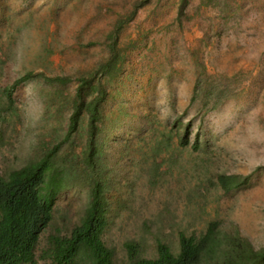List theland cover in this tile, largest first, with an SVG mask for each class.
I'll return each mask as SVG.
<instances>
[{"label":"rangeland","instance_id":"374dc122","mask_svg":"<svg viewBox=\"0 0 264 264\" xmlns=\"http://www.w3.org/2000/svg\"><path fill=\"white\" fill-rule=\"evenodd\" d=\"M111 34L122 62L109 81L116 123L103 168L122 199L104 235L114 264H129L128 240L155 257L157 241L176 252L181 231L199 236L213 221L264 247V0H0V103L5 88L14 98L0 121V175L68 123V110L55 117L44 76L13 88L16 79L62 75L71 96L77 78L107 61ZM188 123L190 144H179ZM167 135L170 144H154ZM84 140L65 148L80 156ZM219 175L249 179L228 189ZM90 197L85 178L57 195L39 264L47 236L79 223Z\"/></svg>","mask_w":264,"mask_h":264},{"label":"trees","instance_id":"16d2710c","mask_svg":"<svg viewBox=\"0 0 264 264\" xmlns=\"http://www.w3.org/2000/svg\"><path fill=\"white\" fill-rule=\"evenodd\" d=\"M109 57L95 71L77 78L73 95H65L61 85L68 83L65 76L51 78L44 72H26L16 79L13 88L37 76H44L54 89L51 97L56 104L57 118L68 110V123L63 134L55 128L50 142L36 152L23 166L0 175V264H39L37 249L41 236L53 219L57 195L66 188L75 187L81 179L90 186V202L79 223L69 232L55 230L47 236L46 247L41 250L42 264H114L113 251L104 235L113 223L114 203L119 196L110 190L111 176L105 167L104 144L114 132L116 113L108 110L113 96L109 81L122 71L116 35L109 38ZM204 96L213 89L204 87ZM0 121L3 114L14 107L13 89L1 93ZM193 100H196L194 95ZM56 101V102H55ZM51 103V102H50ZM214 104L210 109H214ZM111 111V112H110ZM190 124L180 132L179 144H190ZM84 146L80 156L68 153L79 137ZM171 136L154 144H170ZM193 144H201L196 137ZM78 157L81 158L79 161ZM155 159V158H154ZM220 184L230 189L247 183L249 176H218ZM115 199V200H114ZM119 202V203H118ZM129 264H264V247L256 249L238 230L221 231L217 222H210L202 234L179 233V248L175 252L169 244L157 241V255L142 257L140 244L125 242Z\"/></svg>","mask_w":264,"mask_h":264}]
</instances>
